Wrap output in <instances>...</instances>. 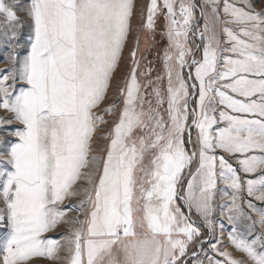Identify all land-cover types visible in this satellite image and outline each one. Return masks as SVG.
<instances>
[{
    "label": "snow or ice",
    "instance_id": "6c2138e0",
    "mask_svg": "<svg viewBox=\"0 0 264 264\" xmlns=\"http://www.w3.org/2000/svg\"><path fill=\"white\" fill-rule=\"evenodd\" d=\"M135 8L0 0V264H264V0H149L161 70Z\"/></svg>",
    "mask_w": 264,
    "mask_h": 264
},
{
    "label": "rangeland",
    "instance_id": "374dc122",
    "mask_svg": "<svg viewBox=\"0 0 264 264\" xmlns=\"http://www.w3.org/2000/svg\"><path fill=\"white\" fill-rule=\"evenodd\" d=\"M149 2V0H135L136 3V8H135V15L132 17V34H131V38L128 41V46L131 47L134 43L133 38L136 35L140 36V47H141V54L143 56H145L147 58L148 61H151V66L155 69V70H161L162 69V65H163V51L164 48L167 46V39L166 36L162 35L163 31H164V25H165V20L163 16H157L155 18V32H150L149 30H147L146 28L143 27V25L146 23V5ZM202 0H197V3H201ZM142 9H145V11L142 14ZM21 16H23V13H20ZM202 23V21H201ZM28 35V30L25 29L22 33V39L21 42H23L24 39L27 38ZM154 37V39H153ZM145 40H147V44L149 45L148 50H145ZM197 43H199V40H197ZM26 53V50H21V55H24ZM4 55V50L0 49V67H3V60H2V56ZM124 56H125V60L122 62L119 71L117 72V77L119 78L121 76L122 73H124L126 71V65L129 62L127 57H128V47L125 48L124 51ZM113 92H114V87L113 90H110L108 93L109 96V100H106L104 102V104L101 107H105L107 106V104L110 102L111 98L113 97ZM3 110L0 109V115H3ZM110 127V122L108 125L103 126L100 129V133L101 134H106L108 131V128ZM4 129L0 128V134H3ZM99 143L103 144L104 141H98ZM230 162H232L234 165L236 162L234 159H231ZM218 188H224V185L222 182H218L217 185ZM230 192V190H229ZM223 193H220V195H222ZM244 196L245 199H247L246 197V193L242 194ZM217 200L219 202V196L217 197ZM254 203H256L257 207H264V203H261L259 201H254ZM245 208H247L246 203L244 204ZM192 219L196 220L197 216L196 214L193 212L192 215ZM216 221V235L217 237L220 235L219 232V225L220 223L224 224V239H223V247L227 248L229 251H231L233 253L234 256H236L237 258H241L243 256L242 253L236 251L234 249V246L231 245L227 239L228 236V232L230 231V226L228 225V222L226 220V218H220L219 217V210L216 213V217L214 218ZM67 230L66 226L61 225L60 227H58V229L51 231L49 233H46L45 236L48 238H52V239H56L58 241H60L61 243H63V233ZM257 230L259 231V225H257ZM206 231V230H205ZM243 231V230H241ZM7 230L0 227V241H2L6 235ZM205 247L207 248L208 246L205 245ZM63 255V253H61ZM32 264H58V262H54V261H49L45 258H35L32 261Z\"/></svg>",
    "mask_w": 264,
    "mask_h": 264
},
{
    "label": "crops",
    "instance_id": "0c3cea01",
    "mask_svg": "<svg viewBox=\"0 0 264 264\" xmlns=\"http://www.w3.org/2000/svg\"><path fill=\"white\" fill-rule=\"evenodd\" d=\"M235 160V159H234ZM235 163V165L234 166H236V162H234ZM241 175L242 176H244V174L241 172ZM247 178H254V177H252V176H248Z\"/></svg>",
    "mask_w": 264,
    "mask_h": 264
}]
</instances>
